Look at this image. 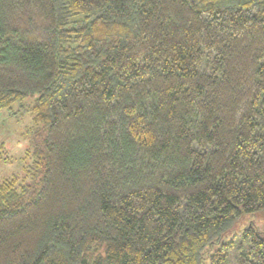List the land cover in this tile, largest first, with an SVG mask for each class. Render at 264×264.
Segmentation results:
<instances>
[{
    "label": "trees",
    "instance_id": "1",
    "mask_svg": "<svg viewBox=\"0 0 264 264\" xmlns=\"http://www.w3.org/2000/svg\"><path fill=\"white\" fill-rule=\"evenodd\" d=\"M25 99L0 264H264V0H0Z\"/></svg>",
    "mask_w": 264,
    "mask_h": 264
},
{
    "label": "rangeland",
    "instance_id": "2",
    "mask_svg": "<svg viewBox=\"0 0 264 264\" xmlns=\"http://www.w3.org/2000/svg\"><path fill=\"white\" fill-rule=\"evenodd\" d=\"M30 99L12 105L10 110L0 111V179L11 175H21L24 166V152L28 147L24 136L25 129L30 125V116L26 112L21 113L30 104ZM11 112H16L11 114ZM6 151L5 154L2 152ZM6 158L3 160L2 158ZM230 264H233L231 261Z\"/></svg>",
    "mask_w": 264,
    "mask_h": 264
}]
</instances>
